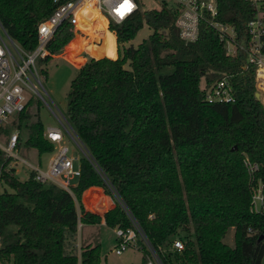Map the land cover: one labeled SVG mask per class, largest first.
I'll use <instances>...</instances> for the list:
<instances>
[{
	"label": "trees",
	"instance_id": "obj_1",
	"mask_svg": "<svg viewBox=\"0 0 264 264\" xmlns=\"http://www.w3.org/2000/svg\"><path fill=\"white\" fill-rule=\"evenodd\" d=\"M215 1V19L233 28L236 43H244L254 7L245 0ZM53 9L50 0H0V23L31 51L37 25ZM177 13L175 5L162 0L159 9L110 24L115 41L109 31L108 36L116 42L117 56L99 52L101 58L87 56L75 69L66 93V117L87 154L79 157L72 193L36 180L33 170L20 179L0 148L2 264L99 263V243L78 246L77 234L79 221L101 220L80 202L90 185H101L108 193L100 172L162 264L261 263L264 211L251 208V191L258 180L264 184V105L255 96L254 69L245 68L242 50L228 55L225 40L205 22L197 40L184 43L175 26ZM143 22L151 34L136 47L123 46ZM72 39L71 26L63 23L48 45L50 53L71 47ZM51 57L39 61L44 77L43 65ZM224 76L234 99L208 101L202 87ZM33 98L13 116L17 145L34 147L40 155L52 152L54 142L44 134L32 107L39 99ZM1 132H7L3 125ZM246 161L258 167L250 173ZM127 211L115 203L104 212L105 224L129 226ZM229 227L234 228L232 245L224 241ZM180 230L185 231L184 245L176 249L172 240ZM138 243L146 252V245Z\"/></svg>",
	"mask_w": 264,
	"mask_h": 264
},
{
	"label": "built area",
	"instance_id": "obj_2",
	"mask_svg": "<svg viewBox=\"0 0 264 264\" xmlns=\"http://www.w3.org/2000/svg\"><path fill=\"white\" fill-rule=\"evenodd\" d=\"M54 6L53 11L37 25L36 45L31 51L25 50L18 42L13 40L0 23V126L4 125L15 113L21 111L26 102L33 94L44 99V88L41 82V72L39 61L47 56H53L48 45L52 40L55 31L63 23L71 26L73 35L83 37L86 30H90L101 37L105 30L110 29V24H121L131 18L136 12L141 11L139 0H50ZM157 1V0H155ZM162 1V0H159ZM171 2L178 10L175 19V26L178 29L179 38L184 43L194 42L198 38L199 26L202 22L213 27L221 39L225 40V49L228 55L236 54L237 50H242L245 55V68L248 66L254 69V87L258 92V98L264 105V0H245L255 9L252 19L246 23L248 37L244 43H236L233 28L215 19L217 16V5L215 0H166ZM96 15L105 24L99 27V20L92 23H84L81 20V13ZM91 23V24H89ZM89 35H86L84 39ZM90 37V36H89ZM98 44L95 38L90 41ZM83 54H87L82 51ZM203 86L205 98L208 101H230L234 97L232 88L227 76L219 79L210 86ZM60 126H48L45 129V136L54 142L52 156L45 167L32 163L16 152L18 141V130L10 132L6 142L0 141V148L4 155L9 158V165L16 166L20 159L34 171V178L40 182H54L66 188L72 193L71 179L80 174L79 159L75 166V158L68 154L69 147L63 140V133ZM248 171L251 173L258 165L246 161ZM95 165V164H94ZM96 166V165H95ZM97 168V167H96ZM98 169V168H97ZM108 193L101 185H90L81 194L80 202L85 210L98 212L97 204L102 195L112 194L108 201L113 206L115 203L126 209L125 204L120 199L115 188L107 177L101 173ZM4 183L0 177V193L3 190L1 184ZM251 208L257 211H264V184L258 180L252 184ZM131 224L123 227L115 225L113 232L116 243L112 248L116 254L122 253L129 246L141 249L140 240L146 245L147 251L143 252L141 264H162L157 252L149 246L140 225L136 219L127 211ZM101 220L105 222L104 216ZM78 222V227L80 226ZM183 241L180 238L172 240V247L183 248ZM2 247V233L0 230V250ZM0 264L2 260L0 257ZM78 264H81L79 261ZM100 264V263H95Z\"/></svg>",
	"mask_w": 264,
	"mask_h": 264
},
{
	"label": "rangeland",
	"instance_id": "obj_3",
	"mask_svg": "<svg viewBox=\"0 0 264 264\" xmlns=\"http://www.w3.org/2000/svg\"><path fill=\"white\" fill-rule=\"evenodd\" d=\"M139 5L141 11L159 9L162 5V1L139 0ZM151 32L152 29L145 22H143V27L137 32L135 37L131 41L124 43L123 46L127 47L131 45L136 47L139 43L145 40L151 34ZM86 35H89L90 37L87 36L86 39H84ZM82 36V39L86 40L85 47L83 46V48L75 51L76 47L81 46L82 43L80 45L76 44L72 48L66 45L59 54L53 55L51 60L43 65V69L47 71V76L44 77L43 75H40L42 86L47 94L44 93V99H40L36 94H33L34 102H37V99L39 100L38 105L37 103L32 105L33 109L37 110V114L43 122L45 129L48 126L61 127L63 131V140L69 147L68 154L75 158V166L78 164L79 157L83 154H87V150L66 117V93L69 90L70 80L75 74V69L86 60L87 56H89L88 54H83L82 50L86 51L93 57H97L99 52L106 53L110 56L115 54V56L111 58H115L117 56L115 44L108 36V30L104 31V34L99 39L98 44L90 42L92 38L94 40V33H84ZM77 37L73 35V39L75 38V43L80 39V37ZM96 39L97 38H95V40ZM39 67L41 68L42 66L39 65L38 68ZM125 67L129 68L128 63L125 64ZM31 113H34L32 118H35V110H32ZM16 124L17 120L14 119V116H11L8 121L4 123L3 126L7 129V132L0 133L1 142L5 143L10 132L18 130ZM20 134L23 139L27 136V130L23 126L21 128ZM16 152L19 154V156L32 163H36L37 161V150L31 147H25L23 143H21L20 147L18 146V148H16ZM42 156L45 158V160L47 159L46 154H43ZM14 168L15 174L20 179L26 178L31 170V168L27 164L23 163L20 159L17 160V165ZM75 179L76 177H73L71 182H75ZM4 186L5 184L2 183L1 188H4ZM107 196L112 197L113 195L109 194ZM178 232L179 233L176 234L174 238L181 239V236L185 234V231L180 230ZM233 233L234 228L229 227L224 236V241L230 245L233 244ZM80 239L83 242L89 239L92 241V243H99L101 258L99 262L100 264H141L143 261V252L134 246H129L123 250L122 253L116 254L112 249L113 245L116 243V240L114 241L113 231L109 227L82 223L80 225ZM260 264H264V257L262 258Z\"/></svg>",
	"mask_w": 264,
	"mask_h": 264
},
{
	"label": "crops",
	"instance_id": "obj_4",
	"mask_svg": "<svg viewBox=\"0 0 264 264\" xmlns=\"http://www.w3.org/2000/svg\"><path fill=\"white\" fill-rule=\"evenodd\" d=\"M109 32H111L110 30H108ZM112 34H113V36H114V41H115V34H114V32H111ZM103 34L104 33H102V35L101 36H103ZM77 38H79V37H77ZM78 40V39H77ZM74 41V40H73ZM73 41L70 43V44H72L71 45V48L72 47H74L76 44H81V46H79V47H76V49H75V51L76 50H78V49H80V48H83V46L85 47V41L86 40H83L82 39V37H80V39L75 43V41H74V43H73ZM87 46V45H86ZM115 49H116V42H115ZM82 51H84V50H82ZM84 52H86V51H84ZM87 53V52H86ZM115 53H116V51H115ZM89 56H91V57H93L92 55H90L89 53H87ZM115 56V55H114ZM102 57H104V56H102ZM108 57V56H107ZM94 58H101V57H94ZM111 58V57H110ZM63 133V132H62ZM31 148H34V147H31ZM35 149V148H34ZM38 153V152H37ZM43 154H46L47 155V159L45 160V158H43ZM51 156H52V152H44V153H42V154H37L36 155V163L35 164H38V165H40V166H42V167H45L46 166V164H47V162L49 161V159L51 158ZM73 184H74V182H73ZM103 197V203H104V206L102 207V208H100V207H98V204H97V207H98V212H96V213H98L100 216L101 215H103L104 216V212L106 211V210H108L109 208H111V207H113V205L112 204H110L109 203V201H108V196L106 195V194H104V195H102L101 196V198ZM101 198H100V200H101ZM99 200V201H100ZM99 203V202H98ZM81 223V222H80ZM82 224V223H81ZM80 224V225H81ZM84 224V223H83ZM87 224H93V225H97V226H106V227H109V226H107L106 224H105V222H103L102 220H100L99 222H97V223H87ZM109 228H111V230L113 231V227H109ZM113 239H114V241L116 240L115 239V234H114V232H113ZM96 244V243H92V241L91 240H89V239H87L86 241H81V239H80V226L78 227V234H77V244H78V246L79 245H81V244ZM115 245V244H114ZM114 245H113V247H114Z\"/></svg>",
	"mask_w": 264,
	"mask_h": 264
},
{
	"label": "bare ground",
	"instance_id": "obj_5",
	"mask_svg": "<svg viewBox=\"0 0 264 264\" xmlns=\"http://www.w3.org/2000/svg\"><path fill=\"white\" fill-rule=\"evenodd\" d=\"M80 18H81L82 22H84V23H88L89 21L92 23L93 18H94V20H96V19L99 20V25H98L99 27H104V25H105L103 20L101 18L97 17L96 15L92 16V15H89V14H86V13L83 12V14L81 13V17ZM91 23H89V24H91ZM86 33L87 34H90V33L92 34L94 32H91L90 30H86ZM101 37L97 38V35H95L94 38H97L96 42H99V39Z\"/></svg>",
	"mask_w": 264,
	"mask_h": 264
},
{
	"label": "water",
	"instance_id": "obj_6",
	"mask_svg": "<svg viewBox=\"0 0 264 264\" xmlns=\"http://www.w3.org/2000/svg\"><path fill=\"white\" fill-rule=\"evenodd\" d=\"M255 96L258 97V92L257 91H255ZM103 206H104V203H103V197H102L101 200L98 203V207L102 208Z\"/></svg>",
	"mask_w": 264,
	"mask_h": 264
}]
</instances>
